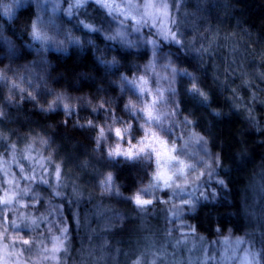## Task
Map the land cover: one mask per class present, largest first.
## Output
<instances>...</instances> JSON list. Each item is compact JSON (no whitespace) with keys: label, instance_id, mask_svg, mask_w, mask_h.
Instances as JSON below:
<instances>
[{"label":"clouds","instance_id":"9594fccd","mask_svg":"<svg viewBox=\"0 0 264 264\" xmlns=\"http://www.w3.org/2000/svg\"><path fill=\"white\" fill-rule=\"evenodd\" d=\"M0 264H264V0H0Z\"/></svg>","mask_w":264,"mask_h":264}]
</instances>
